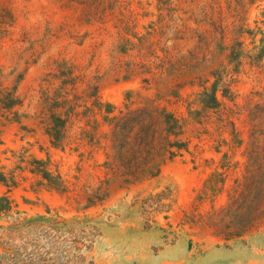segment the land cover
Returning a JSON list of instances; mask_svg holds the SVG:
<instances>
[{
	"label": "rangeland",
	"instance_id": "rangeland-1",
	"mask_svg": "<svg viewBox=\"0 0 264 264\" xmlns=\"http://www.w3.org/2000/svg\"><path fill=\"white\" fill-rule=\"evenodd\" d=\"M214 84L220 104L203 108ZM54 114L68 118L60 146ZM33 157L66 190L41 184ZM0 170L20 180L0 253L13 243L41 264H264V216L230 239L214 225L230 201L264 211V185L244 191L264 174V0H0ZM216 170L223 193L197 199ZM18 215L70 226L12 233Z\"/></svg>",
	"mask_w": 264,
	"mask_h": 264
},
{
	"label": "trees",
	"instance_id": "trees-1",
	"mask_svg": "<svg viewBox=\"0 0 264 264\" xmlns=\"http://www.w3.org/2000/svg\"><path fill=\"white\" fill-rule=\"evenodd\" d=\"M235 49H232L229 57L230 59H235L240 57V54L235 53ZM236 55V56H235ZM201 103L203 108H213L216 105L220 104V100L217 94L216 85L214 84L211 90H205L201 95ZM108 112H113L116 107L112 104H109ZM166 130L169 134L179 135L182 132V125H180L179 120L175 117L173 113H166ZM107 118V117H106ZM68 118L62 117L61 115L54 114L51 117L50 124L47 128V133L51 138V143L54 146H60L61 138L63 131L66 127ZM149 131L151 127L149 126ZM152 131V130H151ZM155 136H151L153 139ZM148 140L152 142L153 140ZM171 146H175L178 149L186 148V144L179 141H173ZM170 158H173L176 155L177 151L170 149ZM24 161V157L22 162ZM29 171L40 177L39 182L41 184H46L49 187H52L57 190H66L64 184V179L60 173H55L49 168V161L41 158L33 157L29 161ZM259 159L257 158L251 165H257V170H262L263 164L258 163ZM150 162H140L137 167H141V172L138 175H143L146 173V168ZM159 171L151 173V176H155ZM142 177V176H141ZM228 180V175L225 172L216 170L214 171L209 178L205 181L204 187L202 188L197 199H211L212 201L216 199L225 189L226 182ZM0 182L5 184L8 187V191L3 195H0V217L2 215H11V212L15 208V201L9 194V191L20 185V180L18 177L11 173L8 175L4 171L0 170ZM264 185V174L254 173L251 177L247 178L244 191L247 190L248 193L246 197L251 195V193L256 190L262 189ZM237 188H232L229 193V200L233 199L236 193ZM233 192H235L233 194ZM244 200L242 203L235 206L236 201H230L228 205L222 210V213L226 211L225 215L221 217L220 221L214 223V225L219 228L218 232L224 234L226 239L232 237L241 236L243 233L254 227L256 222H258L261 217L264 216V211L259 212L260 208L258 205L246 204ZM21 213L20 211H16ZM48 213L50 211L48 210ZM227 217L230 219L228 220ZM43 226H47L54 231L62 230L65 227L70 226L68 221H65L59 217L38 215L35 217H27L18 215L14 217V221L9 226V230L14 233H23L25 230H37L41 229ZM70 229V228H68ZM42 230V229H41ZM13 238V236L11 237ZM25 247H17L15 244L8 243L4 248V252L0 253V264H41L42 256L39 251L32 250L30 253L25 254Z\"/></svg>",
	"mask_w": 264,
	"mask_h": 264
}]
</instances>
